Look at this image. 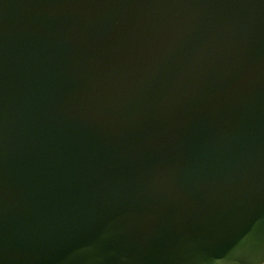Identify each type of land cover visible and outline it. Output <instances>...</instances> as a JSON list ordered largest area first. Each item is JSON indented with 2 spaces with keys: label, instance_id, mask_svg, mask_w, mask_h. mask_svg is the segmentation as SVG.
Returning <instances> with one entry per match:
<instances>
[{
  "label": "water",
  "instance_id": "95a60500",
  "mask_svg": "<svg viewBox=\"0 0 264 264\" xmlns=\"http://www.w3.org/2000/svg\"><path fill=\"white\" fill-rule=\"evenodd\" d=\"M0 264H264V0H0Z\"/></svg>",
  "mask_w": 264,
  "mask_h": 264
}]
</instances>
